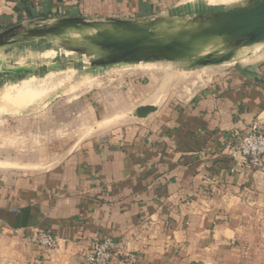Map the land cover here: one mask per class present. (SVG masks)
Masks as SVG:
<instances>
[{"label":"crops","instance_id":"obj_1","mask_svg":"<svg viewBox=\"0 0 264 264\" xmlns=\"http://www.w3.org/2000/svg\"><path fill=\"white\" fill-rule=\"evenodd\" d=\"M188 1L0 0V33L65 17L197 15L186 11ZM238 51L235 67L191 96L136 104L156 108L46 146L40 167L0 173V264H85L104 237L134 252L131 264H264V169L225 149L254 121L264 124V50L247 67L236 65ZM149 86L132 80L130 98ZM45 230L57 237L56 249L36 243Z\"/></svg>","mask_w":264,"mask_h":264},{"label":"rangeland","instance_id":"obj_2","mask_svg":"<svg viewBox=\"0 0 264 264\" xmlns=\"http://www.w3.org/2000/svg\"><path fill=\"white\" fill-rule=\"evenodd\" d=\"M250 1L236 0L230 5L219 6L188 1L191 4L186 11L207 14ZM197 15L183 18V21ZM41 23L38 20L26 26ZM79 38L80 35L73 32L68 38L31 39L0 48V173L40 167L41 158L47 156L46 146L51 150L50 145L57 141L83 140L98 129L123 124L129 120L127 111L136 114V104L162 105L166 94H171L169 96L175 100L189 97L211 83L214 77L235 67V60L207 66L170 61L97 65L92 63L97 55ZM211 49L208 47L205 52ZM228 49L222 45L211 52L219 55ZM263 50L260 44L242 47L236 65L247 67ZM253 51V57L246 55ZM26 65L33 66L31 73L14 74L3 70ZM29 77L37 79L32 83L34 91L22 93L27 96L13 97L7 91L4 93L10 86L15 92ZM134 79H146L152 90L137 101L130 98L134 95L130 93Z\"/></svg>","mask_w":264,"mask_h":264},{"label":"water","instance_id":"obj_3","mask_svg":"<svg viewBox=\"0 0 264 264\" xmlns=\"http://www.w3.org/2000/svg\"><path fill=\"white\" fill-rule=\"evenodd\" d=\"M182 20V21H181ZM78 33L97 55L93 64L114 65L140 62H188L193 66L221 64L233 60L244 46L264 42V0L185 19L157 16L141 20L84 17L58 18L51 23L12 27L0 33V47L39 38H68ZM227 46L219 55L211 50ZM212 47L209 52H205ZM14 74L31 73L32 65L5 67ZM154 105L137 108L139 117Z\"/></svg>","mask_w":264,"mask_h":264},{"label":"built area","instance_id":"obj_4","mask_svg":"<svg viewBox=\"0 0 264 264\" xmlns=\"http://www.w3.org/2000/svg\"><path fill=\"white\" fill-rule=\"evenodd\" d=\"M225 149L242 164L264 169V124L260 119L254 121L244 136L231 137ZM35 241L44 251L59 245L57 237L47 230L38 232ZM136 261L137 255L118 248L112 237L95 241L84 255L85 264H131Z\"/></svg>","mask_w":264,"mask_h":264},{"label":"bare ground","instance_id":"obj_5","mask_svg":"<svg viewBox=\"0 0 264 264\" xmlns=\"http://www.w3.org/2000/svg\"><path fill=\"white\" fill-rule=\"evenodd\" d=\"M193 1H200V2L205 3L206 5L219 6V5H230L231 3H233L236 0H193ZM36 79L37 78H35V77H29L28 79L23 80L22 85H18L16 87L15 92L13 91V88L10 86V88H6V90L4 91V93L7 91L8 93H11L13 97L16 96V95H18V96L23 95V97H25L27 95L26 94H22V93H29L31 91H34L33 90L34 88L32 89V83ZM46 82H47V79H46ZM40 84H38V85H40ZM27 98H29V97H27Z\"/></svg>","mask_w":264,"mask_h":264}]
</instances>
